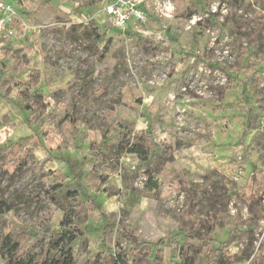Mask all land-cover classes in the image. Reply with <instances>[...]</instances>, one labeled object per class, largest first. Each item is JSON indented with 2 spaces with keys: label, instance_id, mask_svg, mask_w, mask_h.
<instances>
[{
  "label": "rangeland",
  "instance_id": "obj_1",
  "mask_svg": "<svg viewBox=\"0 0 264 264\" xmlns=\"http://www.w3.org/2000/svg\"><path fill=\"white\" fill-rule=\"evenodd\" d=\"M100 1L0 0V247L57 184L74 264H264V0Z\"/></svg>",
  "mask_w": 264,
  "mask_h": 264
},
{
  "label": "trees",
  "instance_id": "obj_2",
  "mask_svg": "<svg viewBox=\"0 0 264 264\" xmlns=\"http://www.w3.org/2000/svg\"><path fill=\"white\" fill-rule=\"evenodd\" d=\"M128 151L135 157H139L137 154L141 151L145 152V157L147 154L149 155L148 149L140 143L132 145ZM152 185L156 187L155 182H152ZM57 188V184L44 186L36 195L37 199L44 202V206L38 214L40 223L37 233H30L28 231L29 223H25L22 220L25 226L18 232V239L12 240L10 235L5 236L0 248L8 256L7 264H74L75 252L69 244L79 235L70 227L76 204L77 190L75 188L67 189L65 207L64 204L57 202L51 195V192ZM12 209L13 205L11 203L5 199H0V214L11 211ZM57 210L63 211V219L60 222L61 230L57 234V237H54L51 230V219ZM28 238L31 241L28 245H25ZM164 240V237L161 238L158 244H161ZM138 246L141 247L137 253L138 256L146 253L142 251L145 245L140 244ZM23 248L25 249L23 250ZM52 251L54 252L53 255H51Z\"/></svg>",
  "mask_w": 264,
  "mask_h": 264
},
{
  "label": "built area",
  "instance_id": "obj_3",
  "mask_svg": "<svg viewBox=\"0 0 264 264\" xmlns=\"http://www.w3.org/2000/svg\"><path fill=\"white\" fill-rule=\"evenodd\" d=\"M142 0H102L99 5L98 15L101 21H108L110 26L125 30L131 23L144 21L146 18L145 11L141 6ZM10 9L8 5H6ZM0 7L4 4L0 2ZM99 20V22H100ZM6 18L0 19V31L5 28Z\"/></svg>",
  "mask_w": 264,
  "mask_h": 264
}]
</instances>
